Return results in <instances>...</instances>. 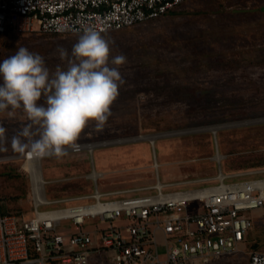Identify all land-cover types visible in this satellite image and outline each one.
I'll return each mask as SVG.
<instances>
[{
    "label": "rangeland",
    "instance_id": "obj_1",
    "mask_svg": "<svg viewBox=\"0 0 264 264\" xmlns=\"http://www.w3.org/2000/svg\"><path fill=\"white\" fill-rule=\"evenodd\" d=\"M261 7L264 0H190L158 20L103 33L110 42L109 59L121 54L126 58L118 66L124 83L110 105L104 126L98 129L90 121L78 138L79 144L95 146L92 157L87 152H67L62 157L32 160L36 181L41 182V173L50 183L64 177L74 181L94 169L102 175L97 180L100 192L147 186L157 178L188 182L183 188L163 191L193 190L215 185L220 173L263 169ZM77 38L37 32L0 34V59L23 46L39 53L46 66L55 71L57 65L66 66L58 46L70 52ZM26 122L22 111L13 116L0 113V125L6 130L5 139L0 140L3 212L26 213L30 209V176L23 168L28 151H18L11 143ZM45 189L50 195L93 191L92 184L84 181ZM84 203L90 201L40 210ZM199 205L189 203V211ZM247 217L252 226L237 254L217 260H187L184 264H245L249 252L264 253V207L250 211ZM114 224L122 225L124 220ZM107 225L96 217L86 220L84 226L91 230ZM72 230L69 220L61 221L58 227L60 233Z\"/></svg>",
    "mask_w": 264,
    "mask_h": 264
},
{
    "label": "built area",
    "instance_id": "obj_2",
    "mask_svg": "<svg viewBox=\"0 0 264 264\" xmlns=\"http://www.w3.org/2000/svg\"><path fill=\"white\" fill-rule=\"evenodd\" d=\"M187 0H0V34L79 35L85 26L101 34L156 20ZM79 144V143H78ZM78 151L92 155L93 144ZM66 152V153H67ZM27 159L35 158L26 152ZM30 176L32 209L28 213L0 210V264H184L187 260L222 259L240 250L252 224L247 217L264 207V169L219 174L213 186L193 190L178 181L100 192L101 174L92 170L91 193L47 198ZM251 177L250 179H242ZM205 181V180H204ZM151 194L130 196L132 194ZM108 198V199H107ZM79 205L40 210L70 202ZM200 205L193 212L189 203ZM98 217L105 227L85 229ZM124 224L115 225L117 220ZM69 220L71 232L60 233ZM95 236V237H93ZM246 264H264V253L249 252Z\"/></svg>",
    "mask_w": 264,
    "mask_h": 264
},
{
    "label": "clouds",
    "instance_id": "obj_3",
    "mask_svg": "<svg viewBox=\"0 0 264 264\" xmlns=\"http://www.w3.org/2000/svg\"><path fill=\"white\" fill-rule=\"evenodd\" d=\"M58 54L66 66L55 71L23 46L0 59V113H24L27 122L11 143L34 157H62L66 146L78 151L82 130L90 121L98 129L104 126L124 83L118 66L125 56L110 60L109 40L93 27L80 29L71 51L58 46ZM5 131L0 125V140Z\"/></svg>",
    "mask_w": 264,
    "mask_h": 264
},
{
    "label": "crops",
    "instance_id": "obj_4",
    "mask_svg": "<svg viewBox=\"0 0 264 264\" xmlns=\"http://www.w3.org/2000/svg\"><path fill=\"white\" fill-rule=\"evenodd\" d=\"M262 11H264L263 9L264 8H260ZM81 152H85V151H81ZM78 153H80V152H78ZM93 153V152H92ZM91 157H92V155H91ZM25 165V164H24ZM24 165H23V168H24ZM24 170H26V171H28L27 169H25L24 168ZM94 170V169H93ZM95 171V170H94ZM40 173H41V171H40ZM87 176V175H86ZM86 176H84L83 178H78V180H72L73 178H71V177H64V178H60L59 180H55V183H50V181H45L44 180V176H43V174L41 173V177H40V181H44V182H47V183H45L44 184V186L42 187V190L44 191V194H45V196L47 197V198H50V199H53V198H57V197H61V196H71V195H76V194H80V193H74V194H72V192H76V191H72V192H65V193H61V194H59V195H50V194H47V192L49 193V190H46L45 189V187H47V186H51V187H55V186H61V187H64V186H68V185H70V184H72V183H75V182H79V181H84L85 183H87L88 185H90V183L92 184V181L90 180V179H87L86 178ZM102 178V177H101ZM251 177H244V178H242V179H250ZM159 181L160 183H163V184H166V183H170V181H163L162 179H159V178H157L156 180H155V182H153L151 185H154L155 183H156V181ZM52 182V181H51ZM40 184H41V182H40ZM140 186H142V185H140ZM144 186V185H143ZM147 186H149V185H147ZM136 187H138V186H136ZM198 187H203V186H198ZM92 188H93V186H92ZM127 189H130V188H127ZM118 190H122V189H118ZM29 200H30V209H29V212L31 211V209H32V202H31V193H30V198H29Z\"/></svg>",
    "mask_w": 264,
    "mask_h": 264
},
{
    "label": "bare ground",
    "instance_id": "obj_5",
    "mask_svg": "<svg viewBox=\"0 0 264 264\" xmlns=\"http://www.w3.org/2000/svg\"><path fill=\"white\" fill-rule=\"evenodd\" d=\"M216 129V128H215ZM153 138V137H152ZM151 138V139H152ZM27 157H29V156H26V154H24V158L26 159V161H25V165H24V168L25 169H27L28 171L31 169V166H30V161H32V160H30V159H27ZM36 161L37 160V158H35V159H33V161ZM32 163V162H31ZM35 171V170H34ZM37 174V173H36ZM37 179V178H36Z\"/></svg>",
    "mask_w": 264,
    "mask_h": 264
},
{
    "label": "trees",
    "instance_id": "obj_6",
    "mask_svg": "<svg viewBox=\"0 0 264 264\" xmlns=\"http://www.w3.org/2000/svg\"><path fill=\"white\" fill-rule=\"evenodd\" d=\"M187 1H190V0H187ZM187 1H186V2H187ZM184 3H185V2H184ZM184 3H182V4H184ZM182 4H181V5H182ZM181 5H179V6H181ZM179 6H178V7H179ZM178 7H177V8H178ZM174 11H175V9L172 10V11H170V12H168V13L165 14L164 16H167V15L173 13ZM164 16H162V17H164ZM160 18H161V17H160ZM160 18H158V19H160ZM158 19H156V20H158ZM144 24H145V23H144ZM142 25H143V24H142ZM139 26H140V25H139ZM132 28H135V27H132ZM263 169H264V168H263ZM237 172H239V171H237ZM29 198H30V192H29ZM2 212H3V211H2ZM28 212H29V211H28ZM28 212H26V213H28ZM246 236H247V235H246ZM245 240H246V237H245ZM245 240H244V242H245ZM247 258H248V257H247ZM246 262H247V261H246ZM245 264H246V263H245Z\"/></svg>",
    "mask_w": 264,
    "mask_h": 264
}]
</instances>
